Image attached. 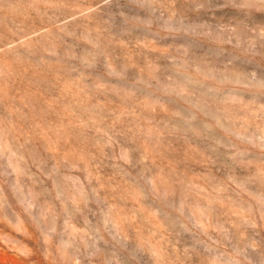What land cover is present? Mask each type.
Returning <instances> with one entry per match:
<instances>
[{
    "label": "rangeland",
    "instance_id": "rangeland-1",
    "mask_svg": "<svg viewBox=\"0 0 264 264\" xmlns=\"http://www.w3.org/2000/svg\"><path fill=\"white\" fill-rule=\"evenodd\" d=\"M0 264H264V0H0Z\"/></svg>",
    "mask_w": 264,
    "mask_h": 264
}]
</instances>
